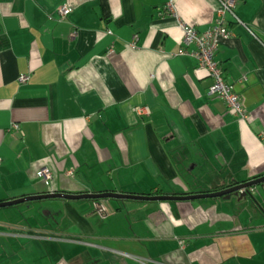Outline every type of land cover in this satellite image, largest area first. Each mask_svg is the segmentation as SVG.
I'll return each instance as SVG.
<instances>
[{
    "label": "crops",
    "instance_id": "obj_1",
    "mask_svg": "<svg viewBox=\"0 0 264 264\" xmlns=\"http://www.w3.org/2000/svg\"><path fill=\"white\" fill-rule=\"evenodd\" d=\"M168 1L0 0V201L207 193L264 175V0H235L246 26L229 16L234 36L215 54L245 120L178 54ZM174 4L199 31L213 24L217 0ZM62 5L72 8L63 19ZM42 167L52 179L37 176ZM0 264H264V183L246 196L0 207Z\"/></svg>",
    "mask_w": 264,
    "mask_h": 264
},
{
    "label": "built area",
    "instance_id": "obj_2",
    "mask_svg": "<svg viewBox=\"0 0 264 264\" xmlns=\"http://www.w3.org/2000/svg\"><path fill=\"white\" fill-rule=\"evenodd\" d=\"M235 0H217L215 9V18L213 24L206 30L199 31L192 25H189L179 19L174 0H169L166 5V11L173 14L183 30L182 48L178 54L190 55L198 62V67L205 69L208 75L212 78V83L208 88V94L223 99L228 107L233 110L236 117L241 120L247 119L248 113L241 101L240 94L236 91L235 85L228 82L224 75L223 69L219 62L215 59V54L222 41L234 36V32L229 28L228 17L231 16L234 21L246 26L235 12ZM72 8L69 5L58 7V15L60 18H65ZM76 36V31H72L70 38ZM130 48H136V36L134 40L128 44ZM193 46L192 49L189 47ZM245 76H243V79ZM30 79V73H23L19 76L21 83H26ZM243 79H240L242 81ZM137 113L140 115L149 114L147 107H137ZM12 129L23 133L18 123H13ZM72 173V171H70ZM37 176L43 180L53 178L52 171L48 167H42L37 171ZM253 187L248 191H252Z\"/></svg>",
    "mask_w": 264,
    "mask_h": 264
},
{
    "label": "water",
    "instance_id": "obj_3",
    "mask_svg": "<svg viewBox=\"0 0 264 264\" xmlns=\"http://www.w3.org/2000/svg\"><path fill=\"white\" fill-rule=\"evenodd\" d=\"M264 183V175L255 177L245 182L235 183L232 186L224 189L207 192V193H193V194H139V193H126L117 191H104V192H82V193H68L62 191H54L40 194L26 195L19 198L0 201V207L17 205L27 201L39 199H100V198H117V199H136V200H187L201 197H215L224 196L229 197L231 193L239 196H246L249 194L248 189Z\"/></svg>",
    "mask_w": 264,
    "mask_h": 264
}]
</instances>
